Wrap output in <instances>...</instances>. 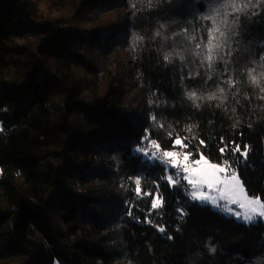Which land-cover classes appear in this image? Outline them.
Segmentation results:
<instances>
[{"label": "trees", "instance_id": "trees-1", "mask_svg": "<svg viewBox=\"0 0 264 264\" xmlns=\"http://www.w3.org/2000/svg\"><path fill=\"white\" fill-rule=\"evenodd\" d=\"M206 3L0 0V264H264L263 221L137 151L202 155L264 203V0ZM205 27L225 32L214 69Z\"/></svg>", "mask_w": 264, "mask_h": 264}, {"label": "snow or ice", "instance_id": "snow-or-ice-1", "mask_svg": "<svg viewBox=\"0 0 264 264\" xmlns=\"http://www.w3.org/2000/svg\"><path fill=\"white\" fill-rule=\"evenodd\" d=\"M223 3L224 0H207L205 12L206 18L214 11L220 9ZM217 14L219 15L220 13L217 12ZM232 20L235 22L236 18L232 17ZM222 23L225 26H229L227 16H225ZM217 33L219 34L218 36ZM229 34H231L230 27ZM204 35L207 39L206 49H202L201 44L197 43L195 47L200 50L197 55L203 56V59L207 62L208 69H214L217 56L223 51V46L226 43V39L221 40L222 37H225V32L216 27H213L209 31L208 28L205 27ZM165 59H167V57H165ZM258 59L264 63V56H260ZM209 79H211V77H209ZM252 80L255 81L256 77L252 76ZM188 97L190 100L194 99L197 97V93L195 91H191L188 93ZM152 119L154 120L155 116H153ZM201 143H203V141ZM175 145L186 147V145H183V142L179 138L175 140ZM151 146L157 149L159 148V145L155 140L151 142ZM137 151L142 152L144 156H148V149L139 148ZM221 151H223V149H221ZM235 151H240L239 145L236 146ZM189 155L190 154H184L183 160H180L178 159L179 153L175 151H164L159 159L162 162L170 164L173 168H178L180 171L185 173L183 179L191 186V191L188 195L192 201L210 202L211 205L220 207L218 202L223 200L227 202L223 206V210L229 213H233V209L229 205H239L240 208L245 209V212L243 213V220L246 222H252L257 215L259 217H264V203H261L259 198L251 199L244 193V189L235 172H233L230 177H221L220 173H224L225 168L216 164H210L202 155L199 159L193 161L196 165V167H193L192 164L188 163ZM241 155L246 157L247 152L245 151L241 153ZM149 159H157V153L153 152ZM225 163H227V161H225ZM176 175L179 177L180 172H177ZM167 180L170 184L179 183V179L174 181L171 175L167 177ZM140 183V180L136 179L135 194L137 196H140L141 194ZM205 187L209 190L208 192L204 190ZM213 191L216 192L217 195H211L210 193ZM145 195H148V193H145ZM161 205V199L154 198L151 200L150 206L152 209H158ZM129 215H131V211L129 212ZM234 215L240 217L242 214L240 212H235ZM159 231L163 233L165 229L160 228Z\"/></svg>", "mask_w": 264, "mask_h": 264}, {"label": "rangeland", "instance_id": "rangeland-1", "mask_svg": "<svg viewBox=\"0 0 264 264\" xmlns=\"http://www.w3.org/2000/svg\"><path fill=\"white\" fill-rule=\"evenodd\" d=\"M166 151V150H165ZM170 151H175V152H177V153H179V156H178V159H180V160H183V156H184V154H187L186 152H184V149L183 148H177V149H173V150H170ZM143 155V154H142ZM149 155L148 156H144L143 155V159L145 160V161H153V159H149ZM206 159V158H205ZM207 160V159H206ZM161 161V160H160ZM208 161V160H207ZM210 164H216V165H219V166H221V167H224L225 168V172L224 173H220V175H221V177H225V176H228V177H230L231 175H232V173L233 172H235L236 174H237V172L236 171H233V170H231L230 169V167H228V166H226V165H221V164H217V163H213V162H210V161H208ZM160 163V162H159ZM188 163L189 164H192V166L193 167H196V165L193 163V161H191L190 159H189V161H188ZM161 164L163 165V166H165V170H166V173L168 172V169H172V166L170 165V164H167V163H165V162H162L161 161ZM0 173H1V168H0ZM167 175L169 176V175H171L172 176V179L175 181V179L177 180L178 178H175L174 179V176L176 175V172L174 173V174H169V173H167ZM185 175V173H183V176ZM177 176V175H176ZM237 176H238V174H237ZM238 179H239V181H240V183H241V185H242V182H241V180H240V178H239V176H238ZM187 182V181H186ZM242 187H243V185H242ZM243 189H244V187H243ZM206 192H208L209 190L205 187V189H204ZM191 191V186L190 185H188V183H187V192L189 193ZM244 193L249 197V198H251V199H256L257 197H251V196H249L248 194H247V192L245 191V189H244ZM211 195H217V193L216 192H211L210 193ZM155 198H159L160 199V197H158V196H155ZM261 201V200H260ZM199 202V201H198ZM199 203H204V204H208V205H210L212 208H214L215 210H218V211H221L222 213H224L226 216H230V217H233V218H235L237 221H241V222H244V223H254V222H257V221H259V220H261V221H263L264 222V217H259L258 215L256 216V218L252 221V222H246V221H244L243 220V213L245 212V209H243V208H240L239 207V205H235V204H233V205H229L232 209H233V213H229V212H226V211H224L223 210V206L227 203L226 201H223V200H220L218 203H219V205H220V207H217V206H213V205H211L210 204V202H199ZM261 203H263L262 201H261ZM235 212H240L242 215L240 216V217H237V216H235L234 215V213ZM54 264H58V262H55Z\"/></svg>", "mask_w": 264, "mask_h": 264}, {"label": "built area", "instance_id": "built-area-1", "mask_svg": "<svg viewBox=\"0 0 264 264\" xmlns=\"http://www.w3.org/2000/svg\"><path fill=\"white\" fill-rule=\"evenodd\" d=\"M156 143L159 145V148H158V149L155 148V147H152V146H151V143L148 144L147 146H144L143 148L149 150V152H148V155H149V156H151L153 152L157 153V159H154V160H156L157 162H160V163H161L159 157L162 156V154H163V152H164L165 150H164V148L161 146V144H160L158 141H156ZM172 169H173L176 173H177V172H180V175L183 174V172L180 171V169H178V168H173V167H172Z\"/></svg>", "mask_w": 264, "mask_h": 264}]
</instances>
